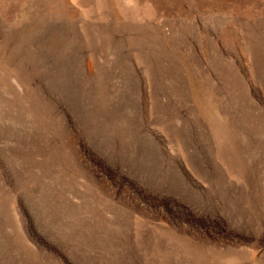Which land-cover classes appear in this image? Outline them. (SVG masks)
<instances>
[{"label": "rangeland", "instance_id": "obj_1", "mask_svg": "<svg viewBox=\"0 0 264 264\" xmlns=\"http://www.w3.org/2000/svg\"><path fill=\"white\" fill-rule=\"evenodd\" d=\"M0 264H264V0H0Z\"/></svg>", "mask_w": 264, "mask_h": 264}]
</instances>
